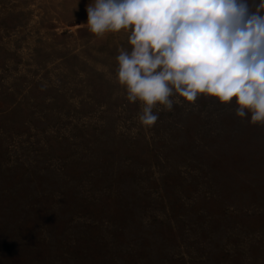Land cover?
Here are the masks:
<instances>
[{"label":"rangeland","instance_id":"rangeland-1","mask_svg":"<svg viewBox=\"0 0 264 264\" xmlns=\"http://www.w3.org/2000/svg\"><path fill=\"white\" fill-rule=\"evenodd\" d=\"M90 3L0 0V264H264V123L206 94L142 123Z\"/></svg>","mask_w":264,"mask_h":264},{"label":"clouds","instance_id":"clouds-1","mask_svg":"<svg viewBox=\"0 0 264 264\" xmlns=\"http://www.w3.org/2000/svg\"><path fill=\"white\" fill-rule=\"evenodd\" d=\"M86 11L93 33L129 30L116 76L142 123L200 94L264 123V0H94Z\"/></svg>","mask_w":264,"mask_h":264}]
</instances>
